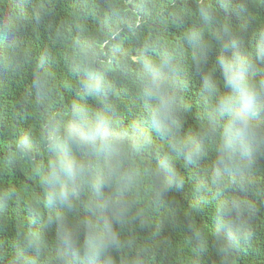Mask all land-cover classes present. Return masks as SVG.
<instances>
[{
	"label": "trees",
	"instance_id": "1",
	"mask_svg": "<svg viewBox=\"0 0 264 264\" xmlns=\"http://www.w3.org/2000/svg\"><path fill=\"white\" fill-rule=\"evenodd\" d=\"M0 264H264V0H0Z\"/></svg>",
	"mask_w": 264,
	"mask_h": 264
}]
</instances>
